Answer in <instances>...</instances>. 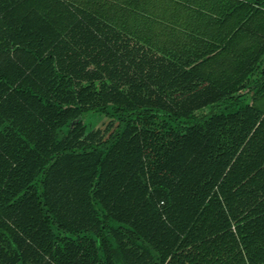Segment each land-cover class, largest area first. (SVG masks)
<instances>
[{
    "label": "trees",
    "instance_id": "trees-1",
    "mask_svg": "<svg viewBox=\"0 0 264 264\" xmlns=\"http://www.w3.org/2000/svg\"><path fill=\"white\" fill-rule=\"evenodd\" d=\"M263 59L264 0H0V264H264Z\"/></svg>",
    "mask_w": 264,
    "mask_h": 264
},
{
    "label": "crops",
    "instance_id": "crops-1",
    "mask_svg": "<svg viewBox=\"0 0 264 264\" xmlns=\"http://www.w3.org/2000/svg\"><path fill=\"white\" fill-rule=\"evenodd\" d=\"M263 68H264V59H263ZM240 93V92H239ZM249 96V103L251 106H254L256 103L263 110L262 117H264V73L261 70L252 77L250 83V91L247 93ZM214 106H207L204 110H212ZM209 111V112H210Z\"/></svg>",
    "mask_w": 264,
    "mask_h": 264
},
{
    "label": "rangeland",
    "instance_id": "rangeland-1",
    "mask_svg": "<svg viewBox=\"0 0 264 264\" xmlns=\"http://www.w3.org/2000/svg\"><path fill=\"white\" fill-rule=\"evenodd\" d=\"M209 111L210 110H204V112L203 113H209ZM89 118H87V121H91V122H94V124H96V122L97 121H94L95 120V115L94 114H92V115H90V116H88Z\"/></svg>",
    "mask_w": 264,
    "mask_h": 264
}]
</instances>
